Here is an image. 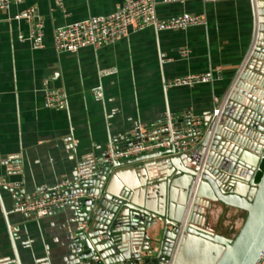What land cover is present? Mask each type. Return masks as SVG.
I'll return each mask as SVG.
<instances>
[{
	"label": "crops",
	"instance_id": "0c3cea01",
	"mask_svg": "<svg viewBox=\"0 0 264 264\" xmlns=\"http://www.w3.org/2000/svg\"><path fill=\"white\" fill-rule=\"evenodd\" d=\"M122 1L63 0L58 5L24 0L0 10V179L8 183L0 186V264H79L75 210L64 205L35 217L12 211L14 203L32 197L43 185L72 180L80 159L103 154L114 135L138 130L168 113L178 118L187 112L203 120L211 116L249 52L254 21L257 30L255 0L158 2L159 19L189 12L205 16L206 24L130 28L127 35L99 47L56 50V27L108 14ZM29 5L44 20L41 46L18 37L29 33L21 16ZM185 48L189 53L182 56ZM215 68L221 78L212 83L164 86L167 79L214 73ZM109 69L114 71L101 73ZM96 87L103 92L99 100L93 96ZM48 88L65 92L66 108L45 104ZM213 206L208 225L225 210L222 203Z\"/></svg>",
	"mask_w": 264,
	"mask_h": 264
},
{
	"label": "water",
	"instance_id": "95a60500",
	"mask_svg": "<svg viewBox=\"0 0 264 264\" xmlns=\"http://www.w3.org/2000/svg\"><path fill=\"white\" fill-rule=\"evenodd\" d=\"M255 6L257 30L254 21L249 52L214 120L191 129L189 113L171 115L114 135L103 154L84 156L78 164L71 190L95 194L67 204L75 210L79 264L260 261L264 167L258 181L255 175L264 158V0ZM166 139L185 143L178 152L174 146L154 147L109 158ZM214 202L245 211L231 239L201 221Z\"/></svg>",
	"mask_w": 264,
	"mask_h": 264
},
{
	"label": "built area",
	"instance_id": "2783aa9c",
	"mask_svg": "<svg viewBox=\"0 0 264 264\" xmlns=\"http://www.w3.org/2000/svg\"><path fill=\"white\" fill-rule=\"evenodd\" d=\"M24 0H0V10L8 9L13 4H21ZM58 5L63 0H54ZM188 0H123L121 5L108 14L91 15L86 19L75 21L53 30V42L57 51L74 52L86 46L99 47L112 43L128 34L130 28L142 29L152 26L156 30L167 29H186L194 25L206 24L205 16L189 12H182L159 19L156 14V5L161 3H185ZM203 2H216L219 0H201ZM29 26V33L24 36L18 34L19 39H31L36 45L41 46L43 41L44 20L38 8L35 5H29L24 8L21 15ZM19 17V16H18ZM189 53L188 49L181 51L182 56ZM163 61V60H162ZM114 70H101L102 74L112 73ZM221 78L218 68L215 72L207 73H189L176 76L164 81L165 87L176 86H193L197 84L212 83ZM95 99H101L103 92L101 87L93 89ZM216 101L219 99L216 98ZM222 105L213 109L209 119L212 121L222 110ZM44 102L49 107L64 109L67 107V96L65 92L58 88H48L44 91ZM171 115L168 113L160 120H166ZM189 128L198 127L202 124L203 119L197 115H189ZM152 124V123H150ZM142 128V127H141ZM199 139L198 136L194 137ZM185 142L183 139H166L154 145L127 149L125 152L117 154H109V158H115L124 154L137 153L141 149H150L154 147L167 148L174 146L176 151L180 150L181 145ZM84 158V157H83ZM80 159L79 163L83 160ZM72 180H65L60 184L53 186L43 185L38 188L35 194L27 199H22L14 203L12 211L35 217H43L55 212V209L73 201L83 198L95 197V194L89 190H71ZM5 179H0V186L7 185ZM78 251V250H77ZM257 264H264V250L261 254L260 261Z\"/></svg>",
	"mask_w": 264,
	"mask_h": 264
},
{
	"label": "rangeland",
	"instance_id": "374dc122",
	"mask_svg": "<svg viewBox=\"0 0 264 264\" xmlns=\"http://www.w3.org/2000/svg\"><path fill=\"white\" fill-rule=\"evenodd\" d=\"M213 204L211 203L209 209L207 208L205 210V226L210 230H213L214 232L222 234L225 237L231 239L239 229L244 219L245 211L240 208L234 209L231 206L225 205V210L223 211L222 214L218 216V219L215 222V224L208 225L207 222L210 216L209 214L211 212V209L214 208ZM226 207L228 208L226 209ZM153 235H155L154 231H153Z\"/></svg>",
	"mask_w": 264,
	"mask_h": 264
},
{
	"label": "trees",
	"instance_id": "16d2710c",
	"mask_svg": "<svg viewBox=\"0 0 264 264\" xmlns=\"http://www.w3.org/2000/svg\"><path fill=\"white\" fill-rule=\"evenodd\" d=\"M263 167H264V158L261 160L260 169L257 171V173L255 175V181L259 180Z\"/></svg>",
	"mask_w": 264,
	"mask_h": 264
},
{
	"label": "bare ground",
	"instance_id": "6f19581e",
	"mask_svg": "<svg viewBox=\"0 0 264 264\" xmlns=\"http://www.w3.org/2000/svg\"><path fill=\"white\" fill-rule=\"evenodd\" d=\"M258 15V14H257ZM257 27H258V17H257ZM229 206H231V205H229ZM232 207V206H231ZM206 208V207H205ZM205 208H204V210H205ZM233 208H236V207H233ZM204 221V216L202 215V218H201V221Z\"/></svg>",
	"mask_w": 264,
	"mask_h": 264
},
{
	"label": "flooded vegetation",
	"instance_id": "af4514ba",
	"mask_svg": "<svg viewBox=\"0 0 264 264\" xmlns=\"http://www.w3.org/2000/svg\"><path fill=\"white\" fill-rule=\"evenodd\" d=\"M236 209H238V208H236Z\"/></svg>",
	"mask_w": 264,
	"mask_h": 264
}]
</instances>
